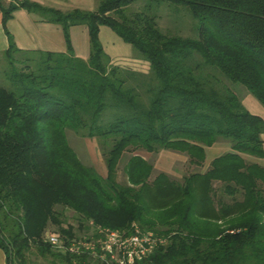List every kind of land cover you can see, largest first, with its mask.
Returning <instances> with one entry per match:
<instances>
[{
	"label": "trees",
	"instance_id": "16d2710c",
	"mask_svg": "<svg viewBox=\"0 0 264 264\" xmlns=\"http://www.w3.org/2000/svg\"><path fill=\"white\" fill-rule=\"evenodd\" d=\"M135 0H98L61 10L32 0L1 6L8 46L0 86V247L7 264H104L44 241L135 222L167 242L133 264H264V119L230 89L238 82L264 106V0H166L199 18V38L168 34ZM164 1V0H160ZM24 7L59 23L64 51L20 50L6 21ZM88 28L89 55L73 53L68 29ZM109 26L148 63L112 62L99 40ZM20 64V65H18ZM94 137L105 175L81 161L66 130ZM230 150L180 178L154 171L139 150L168 149L201 166L205 147ZM124 153L123 177L117 169ZM74 222H69L66 211Z\"/></svg>",
	"mask_w": 264,
	"mask_h": 264
},
{
	"label": "crops",
	"instance_id": "0c3cea01",
	"mask_svg": "<svg viewBox=\"0 0 264 264\" xmlns=\"http://www.w3.org/2000/svg\"><path fill=\"white\" fill-rule=\"evenodd\" d=\"M12 1L15 0H0V54L8 46L7 36L2 26L1 6H7ZM32 1H36L43 5L55 7L61 10H66L67 8L91 9L93 6L92 0ZM104 26L107 25H100L98 36L104 51L110 56L111 60L114 61L121 55L123 58H126L127 56H132L133 58L135 56L136 58L137 54L136 52L132 51L133 47L130 49L128 46H125V44H122L121 40L124 43L128 42L124 41L109 26H107L109 29ZM6 28L12 34L16 46L20 50L32 52L36 50L64 51L66 49V41L62 26L56 22L46 21L42 19L38 13L29 11L24 7H18L12 10L10 17L6 21ZM102 31L104 32V35ZM68 33L73 53L81 58H87L90 51L87 26L85 24L71 25L68 29ZM102 36H104L103 40ZM142 65L144 66V64ZM145 66L148 67L147 64ZM236 90H238V93H243L245 97L249 96V94H247L248 90L246 91L243 88H238ZM247 98L248 104L244 103V106L250 112L254 114H262V112H264L263 108H261V106L258 104H255L250 96ZM260 116L264 119L263 115ZM261 137L263 139L264 146V133L261 134ZM229 150V141L224 140V138H218L213 144L205 147V158L201 166L190 165L185 154L174 150L160 149L157 152L142 151L141 155L153 164L154 171H163L167 174H170L171 176L176 177L182 176L184 171H204L215 156H218L221 153ZM243 156L249 162H257L258 164L264 166V157H255L249 154H243ZM105 173L106 170H104V172H100L101 175H105ZM0 264H7L6 252L2 247H0Z\"/></svg>",
	"mask_w": 264,
	"mask_h": 264
},
{
	"label": "rangeland",
	"instance_id": "374dc122",
	"mask_svg": "<svg viewBox=\"0 0 264 264\" xmlns=\"http://www.w3.org/2000/svg\"><path fill=\"white\" fill-rule=\"evenodd\" d=\"M92 1H93V6L91 7V9H95L97 7L98 0H92ZM125 10L127 13L143 11L147 14L154 15L156 18L158 27L164 33L177 34V35H181L185 37L199 38L201 21L199 18H195L194 16H192L189 9L182 4L173 3L170 1H166V0L164 1L135 0L129 5H127L125 7ZM104 27L108 28L107 26H104ZM103 35H104V32H103ZM103 39H104V36H102V40ZM121 42L122 44H125V46H128V48L130 49L132 48L130 44L124 43L122 40ZM132 51L136 52L133 48H132ZM112 62L113 63L116 62L115 64H118L121 66L136 68L138 70L145 71L148 69V67L145 66L146 64L148 65V63H146L145 61L139 58H135V56L134 58L132 56L131 57L127 56L126 58H123V56L121 55L119 58H116ZM142 64H144V66ZM5 65H6V59L3 58L2 55L0 54V86L10 88L11 83L9 79L4 75V72H3V67ZM228 83H229L230 89H232L239 95V97L241 98V101H243V104L244 103L248 104L247 97L250 96L253 102L261 106V108H263L264 110V106L262 105V103H260L257 99H255V97L249 91H247L245 86H243L242 84L238 82L228 81ZM238 88L245 89L248 92L247 94H249V96L245 97L243 93L242 94L241 92L238 93V90H236ZM258 114L264 116V112H262V114L257 113V115ZM66 135H67V139H68L70 146L74 149V151L76 152V154L78 155V157L81 159L82 162H84L87 165H92L99 173L104 172V170H106L103 157L99 149V145L95 138L83 137L70 129L66 130ZM224 140H227V139H224ZM142 151L143 150L141 151L139 150V153H141ZM127 155H128L127 153H124L122 159L119 162L118 169H117V179L118 180H121L123 177V163ZM180 177L181 176H176V178H180ZM71 214H72L71 211H68V210L66 211V216H67L68 221L75 223V220L72 218ZM49 229L52 231L54 230L52 227H50Z\"/></svg>",
	"mask_w": 264,
	"mask_h": 264
},
{
	"label": "built area",
	"instance_id": "2783aa9c",
	"mask_svg": "<svg viewBox=\"0 0 264 264\" xmlns=\"http://www.w3.org/2000/svg\"><path fill=\"white\" fill-rule=\"evenodd\" d=\"M44 241L61 252L87 254L104 264H133L166 244L167 236L133 222L128 231L96 225L88 235L69 241L58 232L46 231Z\"/></svg>",
	"mask_w": 264,
	"mask_h": 264
}]
</instances>
